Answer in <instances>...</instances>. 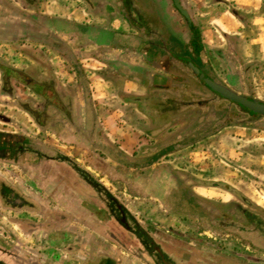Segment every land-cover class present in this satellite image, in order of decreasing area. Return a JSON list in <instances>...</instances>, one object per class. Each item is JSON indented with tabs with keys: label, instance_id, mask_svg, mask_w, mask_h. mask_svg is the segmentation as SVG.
Here are the masks:
<instances>
[{
	"label": "crops",
	"instance_id": "1",
	"mask_svg": "<svg viewBox=\"0 0 264 264\" xmlns=\"http://www.w3.org/2000/svg\"><path fill=\"white\" fill-rule=\"evenodd\" d=\"M137 1L144 2L147 11L162 2L174 23L169 30L182 32L178 40L183 46L190 42L188 29L169 0ZM181 1L187 3L201 35L202 57L197 63L202 66L205 56H212L217 70L216 62L230 61V72L225 74L232 78L230 89L251 93L241 78H251L257 68H264V0H193L194 6L190 0ZM145 31L128 22L121 0H0V264H103L107 257L115 261L111 253L120 254L123 264H142L136 245L122 244L120 229L113 232L119 215L114 206L121 211L115 193L121 191L107 181L112 169L92 163L97 158L141 157L129 162L135 163L132 169L142 177L168 158L170 166L163 167L162 175L170 180L162 182V188L188 189L190 199L193 189L197 203L223 208L236 201L222 189L227 186L264 210V131L251 125L220 127L211 134L184 129L167 144L166 157L144 154L161 145L153 134V120L164 115L175 120L193 108L176 96L184 92L183 79L192 80L188 64L193 63L182 61L185 54L173 58L160 35ZM178 40L171 41L180 44ZM70 43L71 54L61 57L58 44ZM3 59L19 62L24 69L4 67ZM67 61L73 69L69 66L70 83L65 88L59 79ZM37 62L41 68L55 69L51 78L40 75L35 83L55 92L60 104L46 100L36 109L26 104L17 108L16 103H22L17 102V90L26 99L37 96L27 79V69ZM221 82L226 84L225 79ZM49 83L57 89L45 88ZM160 97L170 99L169 103L160 105ZM41 113L43 120H37ZM54 117L60 120H51ZM19 137L27 144L23 163L16 161L19 148L26 147ZM151 141L157 148H145ZM198 146L205 147L198 156L199 169L194 170L189 159L193 153L181 158L182 168L178 156ZM176 169L183 171L182 183L176 180ZM114 171L124 172L126 167L119 165ZM195 172L199 173L193 176ZM153 237L158 240L159 234ZM186 245H177L175 252L173 245L163 248L168 253H187V264H239L224 254L209 262L207 250L196 252L192 244Z\"/></svg>",
	"mask_w": 264,
	"mask_h": 264
},
{
	"label": "rangeland",
	"instance_id": "2",
	"mask_svg": "<svg viewBox=\"0 0 264 264\" xmlns=\"http://www.w3.org/2000/svg\"><path fill=\"white\" fill-rule=\"evenodd\" d=\"M166 19H164V21ZM169 33L170 36L173 34L178 37L182 36V32L177 34L175 31L169 30ZM63 46L64 47L58 44L57 49L61 55H64L61 57L65 58L68 56V54H71V48H74V46L71 43L69 46L65 44ZM33 56L37 55L35 54ZM210 57L212 58V56H205V64L208 66V73H210V76L220 82L225 79V85L231 88L232 78L230 76L225 77V74L230 72L227 70V67L230 65V61L216 62L217 70H215V62L211 60ZM218 63L220 64V67L218 66ZM1 65L9 68H14V66H17L19 69L22 68L21 70L24 69L21 65H19V62L8 63L5 59L1 60ZM39 65H41V63L37 62L27 69V79L29 83L31 82V89L33 91L36 90L35 93L37 96L33 95L31 99H26V97H24L22 93L17 90L15 92L18 98L17 102H20V100L22 101V103H16L17 108L21 107L22 104H26L30 109H36V104L38 102L43 104L46 100L53 106H58L60 104V101L58 100L59 96L55 94V92L51 94L50 92L43 90V85L40 86L35 83V80H37L40 75L46 78V80L51 78L55 69L52 66H49L48 68H41ZM69 66L70 69H73V64L67 61L60 68L61 72L64 74V77L63 79L59 80L61 83H64L65 88L70 83L69 79L66 77L68 75ZM223 66L225 69H223ZM180 74H183V71L180 72ZM228 78L229 80H227ZM176 79H180L182 81V78ZM184 79H187L186 83L192 85L193 87L187 89L181 86V89L183 88L184 92H182V94L176 92L178 99L181 98V100H185L186 102L195 103H197L196 101L201 103L202 100L213 99L212 95L204 90V87H202L201 83L198 82L197 78H192L191 81L188 78ZM247 79L252 80L254 84H250ZM241 82L243 85H248L249 89L253 91H251V93H240V95H248L257 99H264V68H257L255 74L251 78L246 76V78H241ZM51 83H49L48 86H45V88L47 87L51 89L53 86L55 89H57L56 84L51 85ZM197 84L200 85L198 86V89L196 86H194ZM59 85L61 86L60 83ZM15 87L18 88L19 86L15 85ZM74 90H76V87ZM35 97L37 98L35 99ZM168 100L170 101V99ZM159 101L161 102L160 105L163 104L164 106L169 103V101L163 97H160ZM13 104L14 103H10V106ZM201 105H204V103ZM167 108H170V106ZM186 110L187 112L185 114H179L175 120H171L165 115L163 118L153 120V134L157 136V139L160 140L158 143H161V145L158 149L145 150L144 154L157 156L159 153L160 157H166L168 153V150L165 149L167 144L173 141L174 139L172 140V138L184 129H189V131L192 132H207V134H211L213 131L215 132V130L220 128L218 125L224 122H229V120H220L223 116V113L221 112L220 114L222 116H218L214 111V104H211L210 106L205 104L204 107L200 108L193 106V108ZM235 111L236 110L234 108H231V118H234L235 121L237 119L243 120L242 118L244 117V114H237V111ZM50 114H52V111H50ZM42 115H44V113L36 116L37 120H43ZM250 119L252 118H247V120ZM51 120L60 119L54 117ZM253 120L254 121L251 122V128L264 131V121H259L255 118ZM218 122L219 124H217ZM31 136H33L35 139L39 138L38 135L31 134ZM167 136H169V138ZM18 140L21 141V145L26 146L19 148L20 156H16V161H21L23 163V161H26L27 157H25L27 154V144L22 142V138ZM151 142L152 143H148L146 145L147 147L145 148H148V146L149 148H157L156 145H153V141ZM191 143H193V140ZM177 144H180V141ZM35 145L37 144L34 143V147H36ZM16 147L18 148V146ZM203 149H205V147H191L186 152H183L181 155H179L180 157L178 156V159L181 161L182 168H184V163L182 162L183 159L181 158L189 156L190 153H193L189 156V159L192 160V164L195 166L194 170H198L199 166L201 165V161L199 159L200 157L198 156H200V151ZM178 150L181 151L179 147H177V151ZM140 158L141 157H136L135 159L130 158L125 160L118 155L117 158H111L113 159L112 161H103V159L97 158L96 161L92 163L97 167L102 165V167L106 169H112V171L109 172L110 178L106 179L107 181L110 179L109 181L115 183L116 188L121 191V193L116 192L115 194L119 200L118 202L120 204L122 215L125 217L124 223L126 224V226H123V224L119 223L118 220L120 218L118 217V220L115 222V229L113 228V232H116V230L120 229L121 233H118V235L122 234L120 236V240L124 245H136V247L140 246V248L142 246L141 252L138 254L140 255L142 264H163V261L167 262L168 264H187V262H184V257L188 256L187 253H168L164 251L165 247L163 244L173 245V252H175V247L177 245L184 246L186 244H192L191 246L195 248L194 250L196 252H199L197 248L205 249L208 251L205 252H207L206 255L209 258V262L214 261L217 254H224L225 257H227L225 259H229L230 261L237 260L239 264H264V256L262 255L264 252H260V249H262L264 245L263 209L253 206L250 203H245L237 198L233 199L236 201L229 202L223 208L219 206V208H217L216 204L211 202L200 201L199 204L196 202L197 197L194 194L193 189L191 190L193 191L192 199H190L187 196L190 192L188 189H169L161 187L162 182H167L168 184V180H170L167 175H162L164 173L162 170L163 167L170 166L167 162L168 158L163 160L161 159L162 163L160 162L161 165L158 166L159 169H156V171H153L152 173L151 171H147L146 176L143 177L141 176L142 173L133 171L134 169H132V164L135 163L129 162V160L139 162ZM119 165L125 166L126 171L115 172L114 170H117ZM182 173V169H179L175 174L176 180L181 183L182 180H185ZM198 173L199 172H195L192 175L196 176ZM142 178H146L147 181L143 183L141 181ZM193 179L197 182H202L205 184V181H203L201 178L193 177ZM136 198L138 199L135 200ZM115 211L117 212L116 209ZM157 233L159 234V238L156 237L158 240L154 239L153 237ZM142 235H144V238L141 240L140 237ZM157 249H161L162 253L160 255H162V257L158 254V252H155ZM196 252H192L191 255L195 254ZM111 255L114 256V258L116 257L115 261L112 259L115 264H123L120 254L111 253ZM140 263L141 262L136 264ZM14 264L26 263L16 261Z\"/></svg>",
	"mask_w": 264,
	"mask_h": 264
},
{
	"label": "flooded vegetation",
	"instance_id": "3",
	"mask_svg": "<svg viewBox=\"0 0 264 264\" xmlns=\"http://www.w3.org/2000/svg\"><path fill=\"white\" fill-rule=\"evenodd\" d=\"M143 3L144 2H140L137 0H121L122 9L125 11V14L128 17V22L132 26H136L139 29L143 28V29H146L147 31H150L148 33H152L153 35H156V34L160 35V37L162 38L161 43L167 44L166 48H168L169 50H171L172 53H174L173 58L177 59V57H176L177 54H181V55L185 54L184 60H182V61H185V60L191 61L193 63V65H196V67L199 69L200 73L203 74L205 77H208V78L214 80L215 82L227 87L222 82H220V81H218V80H216L210 76V73H208V71H209L208 66L205 63H203L202 66H200L199 63H197L198 61L201 60V57H202L201 56V50H202L201 49V41H202V39H201V35H200L199 30L195 26L194 20L191 18V15L189 14V8L187 6V3H186V5H184V3H182L181 0H178V4H179L180 9H181L180 10L179 8H177L174 0H169L170 7L181 17V19L183 20V22L185 24L184 26L186 27V29H188V34H190V40H189L190 42L187 43L186 46H183L181 41L178 40L179 37L174 36V35L170 36L169 28L172 29L171 27H173L174 23L171 21V18L167 14H165V11H164L163 6H162V2L161 3L157 2L159 5L156 3L154 5V8L152 7V9H153L152 11H147L146 6ZM147 3H148L147 5H150V7H151V4L149 3V1H147ZM190 3H192V6L195 5L193 0H190ZM181 11L185 12V15L182 14ZM164 19H166L165 20L166 22L164 21ZM158 24L161 25V29L156 28L158 26ZM147 31H145V32H147ZM172 39L178 40L180 42V44H178L176 41H174V43H173L171 41ZM167 41H170V43H168ZM171 52L169 51V54H171ZM182 67H184V66H182ZM192 78L196 79L197 77L194 76V74H193ZM186 80L187 79L183 80V83L185 84L184 87L187 89L193 87L192 85L187 84ZM198 82L201 83L202 87H204V90H206V92H209L212 95L213 99L212 100H202L201 103L198 101H196L197 103L190 102V104H195L193 106H197L199 108H200V106L204 107L205 104L207 106L214 104V111L216 112V114L218 116H222L220 114H221V112L223 113V116L220 120H222V121L229 120V122H224V123L218 125L219 127H222V129L224 127H229V126H233V125L234 126L235 125H241L243 127L249 126L252 124L251 122L254 121L253 120L254 118L258 119V120L261 118L257 115H253L252 113L248 112L247 110L241 108L239 105H236V104H234V103H232L226 99H223V98L219 97L217 94L211 92L210 90L207 89L206 85L202 81L198 80ZM194 86H196V88L198 89V86H200V85L197 84ZM227 88L229 90H231L229 87H227ZM190 90H192V89H190ZM231 91L234 92L233 90H231ZM235 93L240 95V93H238V92H235ZM241 96H244L248 99H255V100H259L261 102H264L260 99H257V98H254V97H251L248 95H241ZM202 103H204V105H201ZM231 108H234L237 111V112L235 111L237 114H240V113L244 114V117L242 118L243 120L237 119L235 121L234 118H231L232 117V115H230L232 113ZM247 118L248 119L252 118V119L247 120ZM217 124H219V122ZM222 189L233 194L232 196H235V198H237V199H239L245 203H249V201L246 200L245 197H243L241 194H239L235 190H233L227 186H223ZM114 208L117 209V212H118L119 208L117 206H114ZM117 217L120 218L119 222H122V224L124 226H126V224L124 223L125 217L122 215L121 211H119V216H117ZM137 236H139V235H137ZM143 236L144 235H142L140 237L141 240H142V238H144ZM141 248H142V246H141ZM141 248L136 247V249H138L139 252L141 251ZM155 252H158V251L156 250ZM136 254L138 255L139 253H136ZM158 254L160 255L161 253L158 252ZM160 256L162 257V255H160ZM103 261L105 262V264H115V262L112 261L111 259H108V257ZM163 264H168V263L163 261Z\"/></svg>",
	"mask_w": 264,
	"mask_h": 264
},
{
	"label": "water",
	"instance_id": "4",
	"mask_svg": "<svg viewBox=\"0 0 264 264\" xmlns=\"http://www.w3.org/2000/svg\"><path fill=\"white\" fill-rule=\"evenodd\" d=\"M174 1H175L177 8L180 9L178 0H174ZM181 12L182 14L185 15V12L183 11ZM188 66L191 68L194 76H196L198 80L202 81L206 85L208 90L217 94L219 97L223 99H226L236 105H239L241 108L247 110L253 115H257L261 118L264 117V102H261L255 99H248L235 92H232L227 87L215 82L214 80L208 77H205L203 74L200 73L199 69L193 64L189 63Z\"/></svg>",
	"mask_w": 264,
	"mask_h": 264
}]
</instances>
